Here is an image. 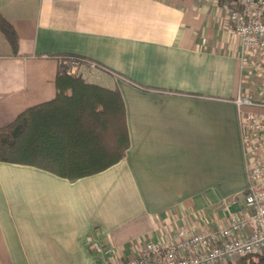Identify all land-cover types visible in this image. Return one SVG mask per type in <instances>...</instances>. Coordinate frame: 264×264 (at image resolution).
Here are the masks:
<instances>
[{"label":"crops","instance_id":"0c3cea01","mask_svg":"<svg viewBox=\"0 0 264 264\" xmlns=\"http://www.w3.org/2000/svg\"><path fill=\"white\" fill-rule=\"evenodd\" d=\"M231 0H0V127L52 99L61 54L97 62L86 81L121 95L129 145L69 181L0 161V264H103L94 239L129 256L183 225L225 218L247 186L237 96L264 102V58L242 51ZM244 107V109H243ZM243 110L264 114L262 105Z\"/></svg>","mask_w":264,"mask_h":264},{"label":"trees","instance_id":"16d2710c","mask_svg":"<svg viewBox=\"0 0 264 264\" xmlns=\"http://www.w3.org/2000/svg\"><path fill=\"white\" fill-rule=\"evenodd\" d=\"M0 35L16 52L17 32L1 11ZM68 55H59L54 97L0 127V161L36 166L74 181L118 162L129 138L118 90L66 72L62 59ZM227 264H264V255L249 254Z\"/></svg>","mask_w":264,"mask_h":264},{"label":"built area","instance_id":"2783aa9c","mask_svg":"<svg viewBox=\"0 0 264 264\" xmlns=\"http://www.w3.org/2000/svg\"><path fill=\"white\" fill-rule=\"evenodd\" d=\"M227 20L239 36L242 51L264 58V0H231ZM62 63L68 73L80 74L100 67L90 59L70 54ZM240 144L243 152L247 186L241 193L242 204L236 210L227 207L239 202V195L224 199L222 222L206 223L195 230L183 225L165 243L147 240L137 245L129 256L112 253V248L92 238L87 244L103 264H227L249 255H264V114L243 110V105H262L249 96L235 98Z\"/></svg>","mask_w":264,"mask_h":264},{"label":"rangeland","instance_id":"374dc122","mask_svg":"<svg viewBox=\"0 0 264 264\" xmlns=\"http://www.w3.org/2000/svg\"><path fill=\"white\" fill-rule=\"evenodd\" d=\"M243 106H245V105H243ZM243 109H244V107H243Z\"/></svg>","mask_w":264,"mask_h":264}]
</instances>
